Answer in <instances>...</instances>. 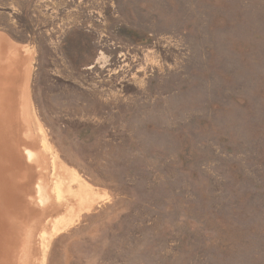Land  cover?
<instances>
[{
    "label": "rangeland",
    "instance_id": "1",
    "mask_svg": "<svg viewBox=\"0 0 264 264\" xmlns=\"http://www.w3.org/2000/svg\"><path fill=\"white\" fill-rule=\"evenodd\" d=\"M0 33L107 195L45 264H264V0H0Z\"/></svg>",
    "mask_w": 264,
    "mask_h": 264
},
{
    "label": "bare ground",
    "instance_id": "2",
    "mask_svg": "<svg viewBox=\"0 0 264 264\" xmlns=\"http://www.w3.org/2000/svg\"><path fill=\"white\" fill-rule=\"evenodd\" d=\"M33 60L0 33V264H45L51 241L107 198L53 152L30 98Z\"/></svg>",
    "mask_w": 264,
    "mask_h": 264
},
{
    "label": "water",
    "instance_id": "3",
    "mask_svg": "<svg viewBox=\"0 0 264 264\" xmlns=\"http://www.w3.org/2000/svg\"><path fill=\"white\" fill-rule=\"evenodd\" d=\"M9 39V38H8ZM10 40V39H9ZM11 41V40H10ZM12 42V41H11ZM14 43V42H13ZM27 248H28V250H31L32 249V244L30 243H28V246H27Z\"/></svg>",
    "mask_w": 264,
    "mask_h": 264
}]
</instances>
